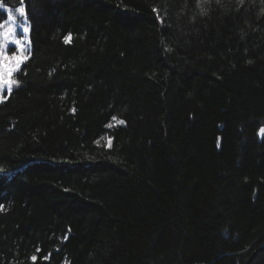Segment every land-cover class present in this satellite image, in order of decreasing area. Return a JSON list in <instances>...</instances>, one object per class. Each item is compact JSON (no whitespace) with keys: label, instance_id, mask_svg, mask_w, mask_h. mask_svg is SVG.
<instances>
[{"label":"trees","instance_id":"trees-1","mask_svg":"<svg viewBox=\"0 0 264 264\" xmlns=\"http://www.w3.org/2000/svg\"><path fill=\"white\" fill-rule=\"evenodd\" d=\"M24 5L0 264H264V0Z\"/></svg>","mask_w":264,"mask_h":264},{"label":"snow or ice","instance_id":"snow-or-ice-1","mask_svg":"<svg viewBox=\"0 0 264 264\" xmlns=\"http://www.w3.org/2000/svg\"><path fill=\"white\" fill-rule=\"evenodd\" d=\"M17 3L19 6L12 8L8 7L4 0H0V9L7 13V19L0 23V29H4V39L0 42V103L6 99L4 96L5 89L8 95H11L13 88L20 86V81L15 79L14 75L20 71L21 66L28 58L26 45L29 42L27 34L30 31V25L25 11L24 0H17ZM19 30L25 33L24 37H19ZM70 40L71 34L65 37L66 42H70ZM9 45L16 46L15 50L11 51V54ZM113 119L116 118L113 117ZM120 123H124V121H120ZM260 135L264 136V129L260 130ZM31 259L36 261L37 257L32 256Z\"/></svg>","mask_w":264,"mask_h":264},{"label":"rangeland","instance_id":"rangeland-1","mask_svg":"<svg viewBox=\"0 0 264 264\" xmlns=\"http://www.w3.org/2000/svg\"><path fill=\"white\" fill-rule=\"evenodd\" d=\"M3 32H4V29H0V42L3 41L4 37H3ZM18 35L19 37H24L25 36V33L22 31V30H19L18 31ZM27 38H28V41H29V33L27 34ZM27 56H29V53H30V42L27 43ZM15 45H9V51H10V54H11V51L15 50ZM5 94H8L7 93V90L5 89V92H4V96Z\"/></svg>","mask_w":264,"mask_h":264}]
</instances>
